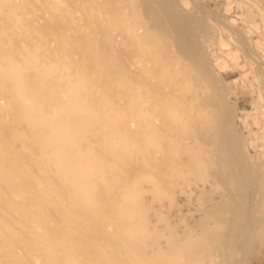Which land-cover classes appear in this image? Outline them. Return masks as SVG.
Returning <instances> with one entry per match:
<instances>
[{
    "label": "bare ground",
    "instance_id": "obj_1",
    "mask_svg": "<svg viewBox=\"0 0 264 264\" xmlns=\"http://www.w3.org/2000/svg\"><path fill=\"white\" fill-rule=\"evenodd\" d=\"M263 258L264 0H0V264Z\"/></svg>",
    "mask_w": 264,
    "mask_h": 264
},
{
    "label": "rangeland",
    "instance_id": "obj_2",
    "mask_svg": "<svg viewBox=\"0 0 264 264\" xmlns=\"http://www.w3.org/2000/svg\"><path fill=\"white\" fill-rule=\"evenodd\" d=\"M243 107L246 108L247 110H250L251 106V101L249 98H243L242 100ZM260 261V262H259ZM252 264H264V258L261 260L258 259H253Z\"/></svg>",
    "mask_w": 264,
    "mask_h": 264
}]
</instances>
